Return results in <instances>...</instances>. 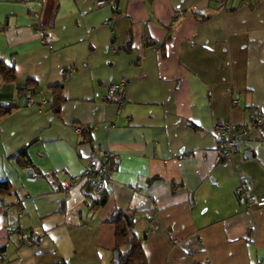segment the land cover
<instances>
[{"label":"crops","instance_id":"crops-1","mask_svg":"<svg viewBox=\"0 0 264 264\" xmlns=\"http://www.w3.org/2000/svg\"><path fill=\"white\" fill-rule=\"evenodd\" d=\"M95 1L0 0V59L16 77L0 79V107L14 108L0 120L10 186L1 263L110 264L109 220L132 211L147 264H264V206L235 194L244 182L264 197V133L246 132L226 162L213 129L264 113V0H227L224 11L209 0ZM122 79V106L103 102ZM58 85V114L22 99L35 89L51 102ZM98 149L114 153L105 202L83 184L57 191L61 172L79 175ZM20 152L29 164L13 158Z\"/></svg>","mask_w":264,"mask_h":264},{"label":"built area","instance_id":"built-area-1","mask_svg":"<svg viewBox=\"0 0 264 264\" xmlns=\"http://www.w3.org/2000/svg\"><path fill=\"white\" fill-rule=\"evenodd\" d=\"M35 1L38 2L40 0ZM209 1L213 3L216 9L224 11L227 0ZM114 2V0H96L95 6H108L112 8L114 6ZM182 16V12L176 13L172 24H175ZM36 31L40 34L41 42L43 44H47L48 41L45 36L46 31L43 28H38ZM48 48L51 49L52 47L48 46ZM110 50L112 53H116L118 48L112 44L110 46ZM126 87V79H122L117 83L111 84L101 100L105 103H114L118 108H120L125 100ZM22 99L27 106H44L50 104V101L44 95H42L41 92L36 94L24 93ZM234 103L237 104L238 102L235 101ZM250 121L251 123L249 126L242 128H238L236 124L230 120L218 121L214 124V137L218 143V152L223 161L230 162L232 161L233 157L239 153L241 138L246 132L251 129L259 128L264 133V113H252L250 116ZM77 131L82 132L83 130L78 128ZM113 157L114 153L111 151L102 149L96 150L94 155L87 161L79 175L70 176L67 172L62 171L61 174L64 180L60 185L55 187L56 190L66 193L80 184H88L96 194L106 193L111 185L109 164ZM27 170L29 172L27 180H35L37 174L34 173L30 168H27ZM235 194L241 199L243 204L248 209L264 206V197H257L248 194L247 187L244 182H240L236 186ZM7 209L8 207L5 204L0 206L1 212ZM0 264H2L1 257Z\"/></svg>","mask_w":264,"mask_h":264},{"label":"trees","instance_id":"trees-1","mask_svg":"<svg viewBox=\"0 0 264 264\" xmlns=\"http://www.w3.org/2000/svg\"><path fill=\"white\" fill-rule=\"evenodd\" d=\"M67 73L64 74L66 79ZM0 79L4 83H13L16 80L13 66H8L0 59ZM32 82H26V88L31 85ZM51 91L50 107L54 113L58 114L61 105L64 102L63 86L58 85L49 88ZM39 91L31 89L28 93L36 94ZM14 111L11 107H0V120L9 116ZM16 161L25 166L30 162L26 158L25 152L13 156ZM85 186L91 188L88 184ZM10 192V186L8 182L0 179V197L5 196ZM106 200L105 193L100 194V199L97 201V205L101 206ZM135 213L132 211L118 212L113 218L109 220L111 224H114L115 232V250L114 254L118 256L112 259L110 264H147L145 254L142 249V240L136 235L135 226Z\"/></svg>","mask_w":264,"mask_h":264},{"label":"water","instance_id":"water-1","mask_svg":"<svg viewBox=\"0 0 264 264\" xmlns=\"http://www.w3.org/2000/svg\"><path fill=\"white\" fill-rule=\"evenodd\" d=\"M250 157H252V153L251 152H247V153H245V158H250ZM118 256V254H114V257L116 258Z\"/></svg>","mask_w":264,"mask_h":264},{"label":"bare ground","instance_id":"bare-ground-1","mask_svg":"<svg viewBox=\"0 0 264 264\" xmlns=\"http://www.w3.org/2000/svg\"><path fill=\"white\" fill-rule=\"evenodd\" d=\"M240 148V147H239Z\"/></svg>","mask_w":264,"mask_h":264}]
</instances>
